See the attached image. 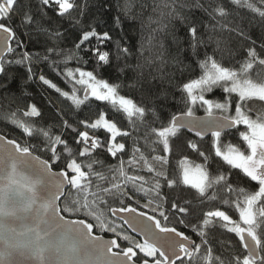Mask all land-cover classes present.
<instances>
[{
	"label": "trees",
	"instance_id": "16d2710c",
	"mask_svg": "<svg viewBox=\"0 0 264 264\" xmlns=\"http://www.w3.org/2000/svg\"><path fill=\"white\" fill-rule=\"evenodd\" d=\"M8 1L0 27L13 41L0 76V134L54 171L86 177L79 190L67 191L61 214L116 240V252L133 251L137 263L148 261L132 250L131 243L141 242L112 210L132 208L193 241L194 255L180 264H264V217L250 235L258 261L246 253L242 236L213 217L220 213L239 225L236 204L260 190L220 156L229 149L248 154L249 126L238 124L217 144L215 135L203 140L173 128L175 118L193 110L186 88L202 79L206 63L221 61L237 73L247 67L246 80L264 85V0H68V10L61 8L67 0L0 4ZM78 72L108 85L141 115L82 98L73 79ZM74 91L80 104L70 98ZM206 99L229 105L226 118L241 109L248 122L264 125L261 100L238 109L237 97L222 89ZM185 162L206 172L203 193L184 184ZM107 221L120 227L119 235L103 231Z\"/></svg>",
	"mask_w": 264,
	"mask_h": 264
},
{
	"label": "water",
	"instance_id": "95a60500",
	"mask_svg": "<svg viewBox=\"0 0 264 264\" xmlns=\"http://www.w3.org/2000/svg\"><path fill=\"white\" fill-rule=\"evenodd\" d=\"M13 33L0 27V76L11 52ZM90 92L85 93V99ZM173 128L207 140L236 128L222 116L174 119ZM66 172L54 171L47 161L0 134V264H138L134 253H117L116 240L93 234L84 221L61 214L60 203L71 188ZM111 217L162 261L143 264H178L195 243L173 229L160 228L149 215L132 208L112 210ZM242 242L248 256L260 259L257 242L247 233Z\"/></svg>",
	"mask_w": 264,
	"mask_h": 264
},
{
	"label": "rangeland",
	"instance_id": "374dc122",
	"mask_svg": "<svg viewBox=\"0 0 264 264\" xmlns=\"http://www.w3.org/2000/svg\"><path fill=\"white\" fill-rule=\"evenodd\" d=\"M11 2H1L0 4V17L8 11ZM71 3L67 0L62 3V10H68ZM219 66L215 63H206L203 67L204 74L201 80L189 85L186 88V92L189 96L191 107L200 109L205 116H222L230 115L229 105L220 103H211L206 98L216 90L222 89L228 97H237L238 103L237 108L240 109L241 103L246 100H261L264 102V85H256L246 80V76L249 72V68L241 69L239 73L231 71L232 65L222 64ZM245 78V79H244ZM73 79L77 87L82 92V98H85V93L90 92V99H94L101 102H108L119 107L122 111L129 115H141V112L135 108L133 103L116 95L115 91L105 83L97 81L92 75L84 72H78L73 74ZM71 100L76 104L82 102V98L78 92L74 91L71 95ZM214 101V100H213ZM193 110L187 112L188 116H196L197 113ZM241 110V109H240ZM236 110L232 121L249 126V135L246 137V143L249 148L254 152L253 159L247 163L244 161L242 156L237 153L234 149H229L224 154L220 155L221 158L229 163L233 167H239L247 176L252 177L254 170L250 169L251 165H255L254 159L258 157L259 149L264 150V125L260 123L248 122L244 114ZM218 112V113H217ZM228 118V117H227ZM11 124L17 127H22L21 124L15 123L14 120H10ZM100 124L104 129L108 130L113 134L114 137L118 135V132L109 124L101 122ZM23 130L27 131L25 127ZM173 131L171 130L170 134ZM169 134V135H170ZM166 135V134H165ZM167 136V135H166ZM215 143L219 140L215 137ZM218 146V145H217ZM263 165V164H262ZM183 169V181L186 186L194 188L201 193L204 192L205 188L209 184V178L204 170L197 169L189 163L182 164ZM257 174V173H256ZM253 178V177H252ZM258 177L254 178L257 179ZM86 179L83 175H77L72 177V190L77 191L80 189L83 181ZM261 182L260 190L257 194L250 196L242 200L241 204H236V209L240 216V224L235 225L232 221L227 219L224 215L218 213L213 217L220 218L229 226L231 232L237 234L240 238L243 233H248L254 238V232L258 225V220L264 217V179ZM238 202V201H237ZM235 202V203H237ZM98 224V219L96 220ZM103 231L106 233L108 229L111 230L115 235H119L120 227L113 225L109 221L103 223ZM99 225V224H98ZM132 244V250L136 251L139 255L147 259H152L155 254L153 249L143 244ZM245 264H249L245 262Z\"/></svg>",
	"mask_w": 264,
	"mask_h": 264
},
{
	"label": "flooded vegetation",
	"instance_id": "af4514ba",
	"mask_svg": "<svg viewBox=\"0 0 264 264\" xmlns=\"http://www.w3.org/2000/svg\"><path fill=\"white\" fill-rule=\"evenodd\" d=\"M215 116V115H214ZM226 118V117H225ZM228 120H230V121H232L231 119H229V118H227ZM234 122V121H233ZM236 123V122H235ZM236 126H238V123H236ZM220 136H222V135H215L214 137H220ZM253 154H254V152L249 148V152H248V154L246 155V156H242V158L244 159V161L245 162H247V163H249L254 157H253ZM254 162H255V165H251L250 167V169L252 170V172H253V170H254V174H252V177H250V176H247V175H245V173L239 168V170L241 171V172H243L244 173V175L249 179H251L252 181H254V182H256V183H258V184H260L261 185V182L260 181H262L263 179H264V150L263 149H259V153H258V157L256 158V159H254ZM263 164V165H262ZM197 169H202V168H197ZM203 170V169H202ZM206 173V172H205ZM257 173V174H256ZM256 177H258L257 179H254V178H256ZM142 243V242H141ZM152 249V248H151ZM154 251V250H153ZM133 252V251H132ZM194 252H195V249H194ZM134 253V252H133ZM154 254H155V258H152V259H148V261H144L143 263H145V262H152V263H155V262H159V261H162V259H161V257H160V255L159 254H157L155 251H154ZM134 255H135V257H136V254L134 253ZM135 257H134V261H135ZM190 257H192V256H189L188 255V253H187V256H186V258L182 261V262H184L185 260H187V259H189ZM182 262H180V263H182ZM137 263V262H136ZM143 263H138V264H143ZM180 263H178V264H180Z\"/></svg>",
	"mask_w": 264,
	"mask_h": 264
},
{
	"label": "built area",
	"instance_id": "2783aa9c",
	"mask_svg": "<svg viewBox=\"0 0 264 264\" xmlns=\"http://www.w3.org/2000/svg\"><path fill=\"white\" fill-rule=\"evenodd\" d=\"M90 145H92V144L90 143Z\"/></svg>",
	"mask_w": 264,
	"mask_h": 264
}]
</instances>
